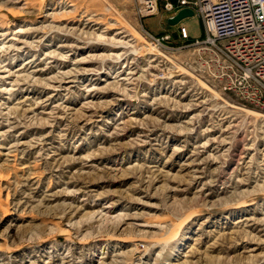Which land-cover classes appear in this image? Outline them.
I'll list each match as a JSON object with an SVG mask.
<instances>
[{"label": "rangeland", "instance_id": "1", "mask_svg": "<svg viewBox=\"0 0 264 264\" xmlns=\"http://www.w3.org/2000/svg\"><path fill=\"white\" fill-rule=\"evenodd\" d=\"M145 1L0 0V264H264V111Z\"/></svg>", "mask_w": 264, "mask_h": 264}, {"label": "built area", "instance_id": "2", "mask_svg": "<svg viewBox=\"0 0 264 264\" xmlns=\"http://www.w3.org/2000/svg\"><path fill=\"white\" fill-rule=\"evenodd\" d=\"M160 1L167 12L190 8L202 20V37L191 39L181 26L180 40L203 73L264 111V0H146V11L153 14ZM165 39L169 36L158 41Z\"/></svg>", "mask_w": 264, "mask_h": 264}, {"label": "water", "instance_id": "3", "mask_svg": "<svg viewBox=\"0 0 264 264\" xmlns=\"http://www.w3.org/2000/svg\"><path fill=\"white\" fill-rule=\"evenodd\" d=\"M195 12L190 8H185L180 10L176 15L168 19V24L171 26H176L182 23L183 21L194 18Z\"/></svg>", "mask_w": 264, "mask_h": 264}, {"label": "bare ground", "instance_id": "4", "mask_svg": "<svg viewBox=\"0 0 264 264\" xmlns=\"http://www.w3.org/2000/svg\"><path fill=\"white\" fill-rule=\"evenodd\" d=\"M253 113V112H252ZM254 114H257V113H254Z\"/></svg>", "mask_w": 264, "mask_h": 264}]
</instances>
